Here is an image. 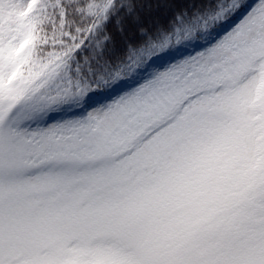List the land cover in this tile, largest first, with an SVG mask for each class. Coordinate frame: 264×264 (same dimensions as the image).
<instances>
[{"label": "snow or ice", "instance_id": "snow-or-ice-1", "mask_svg": "<svg viewBox=\"0 0 264 264\" xmlns=\"http://www.w3.org/2000/svg\"><path fill=\"white\" fill-rule=\"evenodd\" d=\"M134 11L0 0V264H264V0Z\"/></svg>", "mask_w": 264, "mask_h": 264}, {"label": "trees", "instance_id": "trees-1", "mask_svg": "<svg viewBox=\"0 0 264 264\" xmlns=\"http://www.w3.org/2000/svg\"><path fill=\"white\" fill-rule=\"evenodd\" d=\"M192 0H133L135 11L131 16L120 13L121 21L117 25L115 18L107 25V33L112 39L104 47L102 60L111 59L116 62L125 51L127 44L136 43L140 40L139 30L153 29L157 25H167L173 14L180 8L186 6ZM118 27L123 31H118ZM95 45L93 39L89 48Z\"/></svg>", "mask_w": 264, "mask_h": 264}]
</instances>
